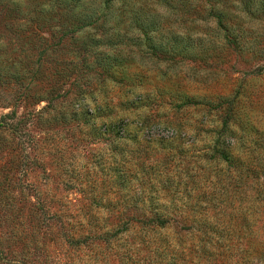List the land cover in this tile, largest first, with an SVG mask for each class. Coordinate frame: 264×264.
I'll return each mask as SVG.
<instances>
[{
    "label": "rangeland",
    "instance_id": "374dc122",
    "mask_svg": "<svg viewBox=\"0 0 264 264\" xmlns=\"http://www.w3.org/2000/svg\"><path fill=\"white\" fill-rule=\"evenodd\" d=\"M221 1L0 0V264H236L175 192L264 264V0Z\"/></svg>",
    "mask_w": 264,
    "mask_h": 264
},
{
    "label": "trees",
    "instance_id": "16d2710c",
    "mask_svg": "<svg viewBox=\"0 0 264 264\" xmlns=\"http://www.w3.org/2000/svg\"><path fill=\"white\" fill-rule=\"evenodd\" d=\"M213 1L215 4L223 3V1L221 0ZM208 12L209 14L211 13V16L215 17L217 23L220 22L221 12L218 11L215 6L210 8ZM86 18L88 19V21H85L86 23L84 22L82 26L91 25L95 21V19L91 16H86ZM108 134L110 137H112L113 141L117 140V138H122L124 140L136 138V135H133L132 137L119 135L116 131H114V128H111V131ZM179 141L181 142L182 140L179 139ZM222 150L225 149H221L219 155L224 159H228L229 155H227ZM184 193L188 194L187 192ZM177 196H179V200L183 202L182 208L174 207L168 217L166 216V214L160 213L159 211H152L150 212L151 217L148 220L149 224H155L158 226V228H168V226L171 225L170 222H172V224H176L178 219L184 221V224H182L177 231H173V233H175L174 237L173 235H171L174 239V245L170 246L171 242L168 240V238L164 237L163 242L166 243V246H170L171 250L174 253H178L177 251H175V246H180L181 249L179 253L187 255L198 253L215 254V252H217L216 254H219L223 258V260H225L226 258H231L232 253L234 254L237 251H243V255L237 260L236 264H254L253 259L256 253L258 252L259 254L260 251L258 250V248H255L254 240H252V228L248 224H243L242 226L235 224L223 227L209 220L197 221L195 224L192 223L191 225H185V221L189 220L188 215L190 214L191 209L187 207L186 199L183 196L178 195V192H175L173 194L175 200H177ZM196 205H199L200 207L199 203H196ZM192 213L190 215H192ZM200 216H203L205 219H211L213 217L216 218V214L214 213V211L211 214L208 213V215L202 214V212L199 211L197 212V217ZM241 239H247L246 241H244L248 243V247L246 249L239 248V243L243 242V240ZM217 243H219V245H222L221 249L216 246ZM260 250L263 251L264 249ZM222 264L228 263L224 261Z\"/></svg>",
    "mask_w": 264,
    "mask_h": 264
}]
</instances>
